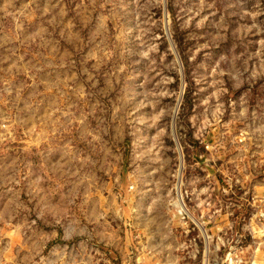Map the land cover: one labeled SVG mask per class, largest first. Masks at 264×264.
Segmentation results:
<instances>
[{
    "label": "rangeland",
    "instance_id": "374dc122",
    "mask_svg": "<svg viewBox=\"0 0 264 264\" xmlns=\"http://www.w3.org/2000/svg\"><path fill=\"white\" fill-rule=\"evenodd\" d=\"M262 204L264 0H0V264H136L185 213L249 242Z\"/></svg>",
    "mask_w": 264,
    "mask_h": 264
},
{
    "label": "built area",
    "instance_id": "2783aa9c",
    "mask_svg": "<svg viewBox=\"0 0 264 264\" xmlns=\"http://www.w3.org/2000/svg\"><path fill=\"white\" fill-rule=\"evenodd\" d=\"M250 215L251 218L242 230L250 234L251 241L243 242L240 240L243 236L239 235L233 225L226 228L224 234L227 235L229 231L232 235L225 236V239L220 234L210 236L205 226H201L185 213L182 219L189 220L194 225L193 228H181V235L185 241L178 247H168L160 243L153 245L154 242L148 240L138 241L136 244L141 251V256L136 258V264H195L198 260L201 264H264V254L257 256L259 250L264 247V242L255 240L254 235V232H258L264 237V204L254 209ZM222 231L218 230V233ZM193 232H196V235L194 234L196 237L190 235ZM215 237L216 240L213 241ZM163 247L167 250H163ZM249 251L250 255L246 259L245 254ZM178 252L182 253L181 257ZM219 252L222 253L221 258L218 256ZM211 253L215 254V257L210 261L208 255Z\"/></svg>",
    "mask_w": 264,
    "mask_h": 264
}]
</instances>
